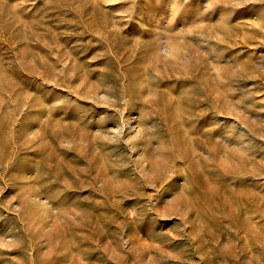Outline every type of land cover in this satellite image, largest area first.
<instances>
[{
    "label": "rangeland",
    "instance_id": "rangeland-1",
    "mask_svg": "<svg viewBox=\"0 0 264 264\" xmlns=\"http://www.w3.org/2000/svg\"><path fill=\"white\" fill-rule=\"evenodd\" d=\"M0 264H264V0H0Z\"/></svg>",
    "mask_w": 264,
    "mask_h": 264
}]
</instances>
